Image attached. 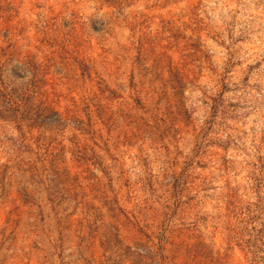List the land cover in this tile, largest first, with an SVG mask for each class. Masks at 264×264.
<instances>
[{"label": "rangeland", "instance_id": "1", "mask_svg": "<svg viewBox=\"0 0 264 264\" xmlns=\"http://www.w3.org/2000/svg\"><path fill=\"white\" fill-rule=\"evenodd\" d=\"M0 264H264V0H0Z\"/></svg>", "mask_w": 264, "mask_h": 264}]
</instances>
